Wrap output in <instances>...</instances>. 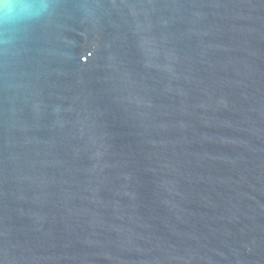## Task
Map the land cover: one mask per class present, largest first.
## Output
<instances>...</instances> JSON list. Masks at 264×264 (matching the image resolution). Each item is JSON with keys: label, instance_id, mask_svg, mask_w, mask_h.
<instances>
[{"label": "water", "instance_id": "1", "mask_svg": "<svg viewBox=\"0 0 264 264\" xmlns=\"http://www.w3.org/2000/svg\"><path fill=\"white\" fill-rule=\"evenodd\" d=\"M0 28V264H264V0H43Z\"/></svg>", "mask_w": 264, "mask_h": 264}, {"label": "clouds", "instance_id": "2", "mask_svg": "<svg viewBox=\"0 0 264 264\" xmlns=\"http://www.w3.org/2000/svg\"><path fill=\"white\" fill-rule=\"evenodd\" d=\"M46 7L43 0H0V28L7 30L21 22L30 20ZM2 42L6 41L0 40V43Z\"/></svg>", "mask_w": 264, "mask_h": 264}]
</instances>
